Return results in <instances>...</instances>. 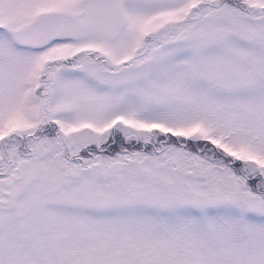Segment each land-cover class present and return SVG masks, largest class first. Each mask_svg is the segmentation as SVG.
<instances>
[{
	"label": "snow or ice",
	"instance_id": "snow-or-ice-1",
	"mask_svg": "<svg viewBox=\"0 0 264 264\" xmlns=\"http://www.w3.org/2000/svg\"><path fill=\"white\" fill-rule=\"evenodd\" d=\"M0 264H264V0H0Z\"/></svg>",
	"mask_w": 264,
	"mask_h": 264
}]
</instances>
